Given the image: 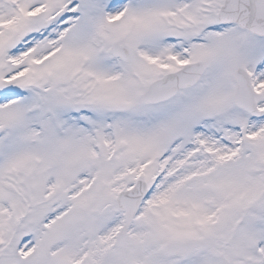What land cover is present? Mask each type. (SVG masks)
<instances>
[{
    "label": "snow or ice",
    "instance_id": "snow-or-ice-1",
    "mask_svg": "<svg viewBox=\"0 0 264 264\" xmlns=\"http://www.w3.org/2000/svg\"><path fill=\"white\" fill-rule=\"evenodd\" d=\"M0 264H264V0H0Z\"/></svg>",
    "mask_w": 264,
    "mask_h": 264
}]
</instances>
